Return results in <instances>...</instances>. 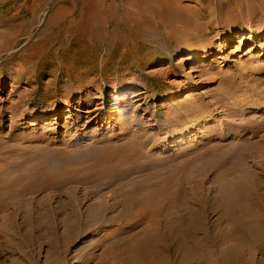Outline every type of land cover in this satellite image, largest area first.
<instances>
[{
    "label": "bare ground",
    "instance_id": "6f19581e",
    "mask_svg": "<svg viewBox=\"0 0 264 264\" xmlns=\"http://www.w3.org/2000/svg\"><path fill=\"white\" fill-rule=\"evenodd\" d=\"M90 1L92 5L91 8L86 9L87 15L81 16L79 11L81 0H0V4L6 6L5 11L14 9L17 11L15 15L26 9L29 18L21 22V27H13H19L17 33L12 31L0 35V39L6 37L5 43L10 44L11 48L19 44L21 38L27 39L28 42L21 49L32 47L29 38L31 27L38 13L49 2L53 3V12L49 18H44L36 32L38 40L34 43V51L30 52V55L59 60L60 64L56 69L59 67L60 75L69 77V87H75V89L69 88L70 90L64 93L63 100L68 106L71 93L69 95L67 93L75 90L76 95L81 98L77 105H86L88 113L101 108L97 105L92 107L91 94H85L82 89L92 82L86 75L95 71L92 69L95 68L93 59L87 58L86 55H90L93 48L102 42L105 36H110L107 45L110 55L112 48V51L115 50V55L111 56V59L108 58V61H101V73L106 71L103 67L108 63L113 64L114 69H119L118 64L129 61L131 62L127 63L126 67H137L141 63V58H135L133 54L139 49L145 54L150 46L159 48L160 40H166L167 44H170L168 47L170 52L182 48V55L190 53L191 63L197 55L189 50L212 49L213 43H208L203 37L210 31L213 22L226 17L234 18L243 12H254L249 4L243 7L240 0H204V2L202 0H119L120 5L117 0ZM179 1H182L181 4L178 3ZM263 2L264 0L260 1L261 9L258 13L256 12L255 15L252 13L254 18H250L246 23H240L239 26L233 24L228 29L230 38L237 36L253 38L263 51L261 55H264V20H259L258 16L264 17ZM230 5L232 8H229ZM118 9L124 10L120 17L125 22L131 23L130 34L137 39L127 43L130 44L129 47H125L126 42L122 38L116 39L110 32V26L118 23L114 13V10L118 12ZM236 27L246 29L231 30ZM25 35L26 37H23ZM139 42L142 44L138 46ZM134 44L135 47L132 49ZM158 54L150 55L156 57ZM115 58L116 60H113ZM81 63L92 64L85 70L77 69ZM207 73H209L208 67H204L199 77ZM217 78L221 80L214 89L212 100L196 105L190 103L187 105L190 108L187 106L184 108L191 118L182 114L168 122L172 124L181 117L182 120L185 119L182 126L167 131L170 135H179L174 140L175 145L182 143L188 137L196 138L195 135H198L193 145L175 153L182 158V163L177 165V169L170 176L156 182H151L147 177L143 178L142 182L139 180L140 182L136 183L135 173L139 169L156 168L158 163L165 160H152L144 155L142 147L145 142L139 141L138 138L141 134H137V137H124L126 139L123 142L124 146L116 149L110 147L97 155L93 154L92 158L72 156L68 153L69 157L65 159L61 156L67 152L66 149L70 144L46 142L37 150L39 152L37 165L30 164L26 169L17 172L13 171L14 169L0 172V217L7 219L20 217L21 222L17 225L20 227L26 223V219L28 222L29 218L54 216L48 218L47 222L50 226L56 222L55 219L57 220L61 226L60 239L66 242L87 231L100 230L112 225L121 226L127 221L129 226L141 225L143 233L133 245L118 253L121 256L120 264H208L207 229L200 228L203 234L197 240L194 232L196 226L194 217L176 216L161 219V216H164L162 211L165 207H178L177 197L183 190V184L190 178L189 169L203 175L210 168L220 169L228 163L224 157L222 158L220 142L232 137L226 131L232 124L227 118L238 116L241 112L238 108L230 106L231 100H237L240 89L233 84L231 76L219 75L214 79L217 81ZM198 87L200 86H189L188 90ZM141 89L140 91H143L144 88ZM179 95L181 94H168L166 99ZM215 110L222 112L219 118L222 119L223 126L219 128V133L213 127L205 128L206 120L209 118L216 120L219 116ZM241 127L244 128L242 125ZM191 129H196V132L189 136ZM127 130L128 127L124 126L120 133H125ZM204 155H209V158L203 164L196 163V160L204 158ZM186 157L188 158L185 159ZM85 159L91 162L85 165ZM142 159L146 160L140 161ZM120 161L128 166L123 167L119 164ZM138 161L140 162L137 164ZM262 171L264 172V165ZM108 187L113 188L103 192ZM218 195L220 197L217 206L218 217L225 225L221 239L226 244V252L219 264H264V188L260 184L253 185L246 177L238 182L225 181L220 185ZM82 201H90V203H84L85 208L80 210L78 207ZM13 230L15 231V225L12 222L7 228L0 230L2 264H7V260L12 259L14 254L7 249L9 232ZM53 233L56 234L55 230ZM25 239L28 243L29 235ZM56 240V236L49 239L50 252L46 254L43 264L62 263ZM22 254L27 256L28 251ZM81 256L90 259L87 253Z\"/></svg>",
    "mask_w": 264,
    "mask_h": 264
},
{
    "label": "rangeland",
    "instance_id": "374dc122",
    "mask_svg": "<svg viewBox=\"0 0 264 264\" xmlns=\"http://www.w3.org/2000/svg\"><path fill=\"white\" fill-rule=\"evenodd\" d=\"M260 1L263 0H240L243 7L249 4L254 12H243L237 17H226L213 22L210 31L203 37L208 43H213L212 49L189 50L197 55L191 63L190 53L182 55V48L170 52L168 50L170 44L168 45L166 40H160L159 48L150 46L145 54L140 49L133 54L135 58H141V63L137 67H126L127 63L131 62L129 61L118 64L119 69H114V65L108 63L103 67L106 71L101 73V61H108V58L111 59V56L115 55L113 48L110 55L107 45L110 36H105L104 40L93 48L92 53L86 55L87 58L93 59L95 68L92 69L95 71L86 75L92 82L82 89L85 94H91L93 99L91 106L97 105L101 108L92 113L86 112L88 108L86 105H77L81 98L76 95L75 90L67 93L71 95L70 103L66 105L63 95L71 87H69V77L60 75L59 67L56 69L60 64L59 60L30 55V52L34 51V43L38 40L36 32L40 24L53 12V3L49 2L38 13L31 27L29 37L33 44L31 48L21 49L28 42L25 38L20 37L22 40L14 48L5 43L6 37L0 39V169H2L0 172L9 169L17 172L26 169L30 164L37 165L39 156L37 150L46 142L70 144L66 149L67 152L61 156L65 159L69 157L68 153L72 156L92 158L93 154L97 155L110 147L116 149L124 146L123 142L126 140L124 137H137V134H141L138 138L139 141L145 142L142 147L144 155L152 160H165L158 163L156 168L139 169L135 173L136 183L142 182L143 178L147 177L151 182L159 181L170 176L180 164L182 158L175 153L193 145L198 137V135H195L196 138L188 137L182 143L175 145L174 140L179 135H170L167 131L182 126L185 119L182 120L181 117L172 124L168 123L169 120L182 114L191 118L184 106L212 100L214 89L221 80L217 78L216 81L214 78L219 75L231 76L233 84L240 90L237 93V100H231L230 106L238 108L241 112L238 116L227 118L232 124L226 131L234 139L231 137L220 142L222 158L224 157L228 163L220 169L210 168L203 175L189 169L190 178L183 184V190L177 197L178 207H165L162 211L164 216H161V219L176 216L194 217L196 225L194 232L197 240L203 234L201 227L206 228L208 232L206 256L208 264H219L226 252L225 241L221 239L225 225L218 217L217 208L220 185L225 181L238 182L247 177L253 185L260 184L264 188L262 171L264 55H261L263 51L253 38L228 36L230 34L228 29L233 24L239 26L240 23H246L250 18H254L255 13L261 9ZM117 2L121 4L119 0ZM91 5L90 0L87 2L81 0L79 4L81 16L87 15L86 9ZM200 6L202 7L201 4ZM229 8H232V5ZM5 9L6 6L0 4V35L12 31L17 33L21 22L29 18L26 9L24 8L17 15L14 9L10 11ZM123 12L122 9H118V12L114 10L118 23L110 26V32L116 39L122 38L126 42L125 47H129L130 44L127 43L137 39L130 34L131 23L125 22L120 17ZM258 17L259 20H264L263 16ZM15 26L19 27L13 28ZM243 29L246 28L236 27L231 30ZM142 43L139 42L138 46ZM134 47L135 44L132 49ZM156 53H159L156 57L151 56ZM144 55L147 56L143 57ZM91 64L81 63L77 69L85 70ZM204 67H208L209 73L199 77ZM195 85L200 87L188 90L189 86ZM141 88H144L143 91H140ZM177 93L181 95L166 99L168 94ZM216 111L219 116L216 120L212 118L206 120L205 128L213 127L219 133V128L223 126L222 119L219 118L222 112ZM45 114L48 115L41 117ZM124 126L129 130L120 133ZM191 130L189 136L196 132V129ZM92 140L99 141L92 143ZM207 158L209 155H204V158L197 159L196 163L203 164ZM144 160L146 159L140 161ZM84 162L86 165L91 161L85 159ZM119 164H122L121 161ZM112 188L108 187L103 192ZM105 194L109 195V193ZM90 201H82L78 208L83 210L86 206L84 203L88 204ZM51 217L29 218L28 222L26 219V223L20 227H17L21 222L20 217L15 216L11 219L0 217V230L7 228L10 222L15 225L14 233L9 232L10 240L7 246V249L14 254L12 259L7 260V264H43L46 254L50 252L48 241L53 236L57 237L56 244L59 247L61 264H82V261L83 264H120L121 256L118 253L133 245L143 233L141 225L129 226L126 221L121 226L112 225L100 230L87 231L66 242L60 239L61 226L56 219V222L49 226L47 219ZM27 235H29L28 243L25 239ZM24 251H28L27 256L22 254ZM85 253L90 259L82 258L81 255ZM2 260V239H0V264Z\"/></svg>",
    "mask_w": 264,
    "mask_h": 264
}]
</instances>
